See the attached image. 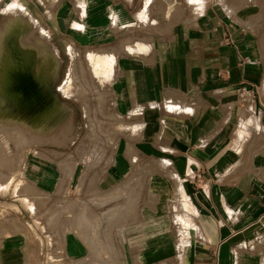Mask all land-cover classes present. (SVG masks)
Instances as JSON below:
<instances>
[{
	"label": "crops",
	"instance_id": "obj_1",
	"mask_svg": "<svg viewBox=\"0 0 264 264\" xmlns=\"http://www.w3.org/2000/svg\"><path fill=\"white\" fill-rule=\"evenodd\" d=\"M132 2L0 0L23 131L0 144V264H264V24L247 12L207 8L133 40L141 55L117 42L109 108L67 143V41L121 39Z\"/></svg>",
	"mask_w": 264,
	"mask_h": 264
},
{
	"label": "rangeland",
	"instance_id": "obj_2",
	"mask_svg": "<svg viewBox=\"0 0 264 264\" xmlns=\"http://www.w3.org/2000/svg\"><path fill=\"white\" fill-rule=\"evenodd\" d=\"M146 1L147 0H133L131 4L130 17L125 16V26L122 29L121 39L118 40V38L109 36L106 39L95 41H67V55L65 56L66 71L61 72L60 76L61 80L64 81L65 84L69 81V79L73 78L74 85L76 86H74L76 90H74L72 94L66 95L68 97L67 143L69 145L73 146L82 142L83 137L74 135V131L76 128L83 127L86 129L87 133H93L94 131H96L99 127L100 118L103 117L104 114H106V111L109 108V102L107 100L108 84L111 79L113 70L112 73L109 74L108 78H106L105 80H101L100 85H98V83H96L94 79L95 75L93 76L90 68L91 65L88 61V54L90 52L107 53L113 47L117 46L116 44L120 40L122 43H125L130 39L129 44L131 45V42H134L133 40H141L142 38H149L150 36L152 37L153 35L161 32H167L174 24L186 23L193 18H196L207 8H213L218 12L227 14H235L237 12L242 14L244 12H247V14L258 20L260 24H264V0H197V3L192 6L197 14L196 16H191L192 18L184 16L183 8L182 14L178 13L176 16L174 15L172 17H163V4H174V0H155L153 2L154 4L149 6L150 8L146 13L144 11ZM10 9L11 8L9 7L8 10ZM84 10L85 7H79L77 9L79 13L80 11H83L84 13ZM153 10L154 14H156L155 16H157L158 18L154 22L150 21L147 17V14L153 15ZM83 15L84 16H82V20L84 21L85 13ZM92 16V13L89 12L88 18L90 19L92 18ZM119 17L120 19H122V14H120ZM112 18V13H110L108 15L107 26H117L116 19ZM113 52L116 53L115 51ZM107 54L112 57L113 68L115 56L109 53ZM3 56L4 61H2L0 73L3 70L2 68L4 67L5 63V52ZM63 94L65 95L64 92ZM5 96L6 104L3 107L7 109V111L5 112L4 109L0 110V123H4V126L0 127V144H10L12 142V136L15 137L14 143L18 142L21 144L23 142V131L21 129L18 130L17 125L12 123L10 105L8 104L9 100L11 99V93L8 87H0V97L2 98ZM16 131L19 132L18 140ZM91 138L92 137L88 136L85 139H87V142H90L88 140H91ZM97 202L98 201L93 203V208L101 211L103 207Z\"/></svg>",
	"mask_w": 264,
	"mask_h": 264
},
{
	"label": "bare ground",
	"instance_id": "obj_3",
	"mask_svg": "<svg viewBox=\"0 0 264 264\" xmlns=\"http://www.w3.org/2000/svg\"><path fill=\"white\" fill-rule=\"evenodd\" d=\"M155 0H147L146 1V5H145V8H144V11L147 13V10L150 8L149 6L153 5ZM197 0H174V4L171 5V4H163V10H162V16L163 17H172V16H176L178 13L182 14V12L184 13V16H188L189 18H192L191 16H196L197 12L193 9V5L196 4ZM157 5V4H156ZM18 5H16L15 7H17ZM14 7V8H15ZM17 8H21V7H17ZM182 8H183V11H182ZM152 9V7H151ZM156 9V8H155ZM19 10V9H18ZM22 12V11H21ZM150 12V11H149ZM83 13V11H82ZM157 13V12H156ZM160 14V13H159ZM156 14H154V10H153V15H149L147 14V17L150 21L154 22L156 21L158 18L157 16H155ZM146 16V15H145ZM160 16V15H158ZM81 17V16H80ZM76 24V23H75ZM74 24V25H75ZM77 25H80V24H77ZM75 25V27L77 26ZM82 27V26H81ZM147 46L144 45L143 43H140V42H137L135 41L134 44L129 47L128 51L129 53L131 52H136L140 54V52H142V50H145ZM147 50V48H146ZM144 52V51H143ZM46 53V52H45ZM43 54V53H42ZM141 55V54H140ZM5 63H4V67L2 68L3 70L6 68V66L8 65L9 63V55H8V52H5ZM44 58V57H42ZM46 58V57H45ZM4 61V60H3ZM88 61H89V64L91 65L90 68H91V71H92V74L94 76V79L96 81V83H98V85H100V81L101 80H105L106 78H108L109 74L112 73V63H113V60H112V57L109 56L107 53H96V52H90L88 54ZM10 66V65H9ZM56 66V65H55ZM8 69V68H7ZM1 70V69H0ZM2 70V71H3ZM1 74V73H0ZM3 80V79H2ZM4 81V80H3ZM74 82H73V78L69 79V81L63 85V87L61 88L62 91L65 93V95H69V94H72L74 92V90H76V86L74 87ZM9 87V86H8ZM11 89V88H10ZM15 90V89H14ZM6 92V91H5ZM7 93V92H6ZM5 94V93H4ZM0 110L4 109V111L6 112L7 109H5L3 106H5L6 104V96L5 97H0ZM189 105V104H188ZM191 105V104H190ZM177 107V106H176ZM2 116V115H1ZM136 126V125H135ZM134 126V127H135ZM139 126H137L138 128ZM244 127V126H243ZM126 128V127H124ZM129 129L131 127H128ZM136 128V127H135ZM135 128H131V131L133 132L134 130H137ZM123 129V128H122ZM139 131V130H137ZM128 132V131H127ZM130 132V131H129ZM138 133V132H136ZM134 133V135L136 134ZM131 158V157H130ZM134 160V159H133ZM163 161V160H162ZM161 161V162H162ZM155 162V161H154ZM158 163V162H157ZM164 163V162H162ZM151 166V164H150ZM155 167L156 166V163L154 165ZM153 166V167H154ZM146 167V166H145ZM159 167V166H158ZM152 168V166H151ZM151 168H148L150 169V171L156 169H151ZM161 168V166H160ZM159 168V169H160ZM147 169V168H146ZM155 171V170H154ZM153 171V172H154ZM149 172V171H148ZM146 173V174H149V173ZM153 172L151 174H153ZM156 173H158L157 171H155ZM154 172V173H155ZM163 172V171H161ZM164 173H162L163 175ZM150 175V174H149ZM173 177V176H172ZM168 178V177H167ZM170 178V177H169ZM172 180V179H171ZM174 184V182H173ZM178 187V186H177ZM180 188V187H179ZM181 191V190H180ZM106 194V193H105ZM180 195V194H179ZM181 196V195H180ZM182 205V204H181ZM183 207V206H182ZM179 210V209H178ZM182 215V214H181ZM173 216V215H172ZM170 218V217H169ZM168 219V218H167ZM177 222V221H176ZM179 222V221H178ZM184 224V223H182ZM173 226V225H172ZM187 226V225H186ZM175 228V227H174ZM182 229V228H181ZM175 230V229H174ZM184 230V229H183ZM179 236V235H178ZM182 237V236H181ZM180 240V238H179ZM179 251V250H178Z\"/></svg>",
	"mask_w": 264,
	"mask_h": 264
},
{
	"label": "built area",
	"instance_id": "obj_4",
	"mask_svg": "<svg viewBox=\"0 0 264 264\" xmlns=\"http://www.w3.org/2000/svg\"><path fill=\"white\" fill-rule=\"evenodd\" d=\"M227 38L231 43L230 36H228ZM256 91L257 88L255 86H249L248 88L245 86H241L237 92L238 99L243 101L251 100Z\"/></svg>",
	"mask_w": 264,
	"mask_h": 264
}]
</instances>
